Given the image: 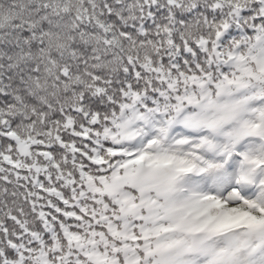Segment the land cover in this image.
Returning <instances> with one entry per match:
<instances>
[{"label": "snow or ice", "instance_id": "6c2138e0", "mask_svg": "<svg viewBox=\"0 0 264 264\" xmlns=\"http://www.w3.org/2000/svg\"><path fill=\"white\" fill-rule=\"evenodd\" d=\"M0 264H264V0H0Z\"/></svg>", "mask_w": 264, "mask_h": 264}]
</instances>
